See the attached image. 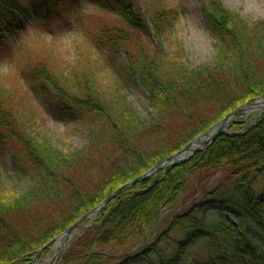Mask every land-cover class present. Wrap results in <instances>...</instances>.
Segmentation results:
<instances>
[{
	"label": "trees",
	"instance_id": "obj_1",
	"mask_svg": "<svg viewBox=\"0 0 264 264\" xmlns=\"http://www.w3.org/2000/svg\"><path fill=\"white\" fill-rule=\"evenodd\" d=\"M77 1L0 0V33H18L21 16L32 12L34 19L45 21L62 18L68 9L75 13ZM88 1L125 21V28L106 26L91 37L108 52L105 61L115 88L110 95L100 91L89 75L84 80L76 74L63 83L66 92L58 100L86 130L90 144L84 151L52 153L26 134L17 137L0 129V154H12L15 172L26 182L25 191L0 197V264H33L41 250L49 246L47 253L59 236L117 190L264 97V20L243 23L218 0H207L214 63L189 69L182 62V43L174 44L172 55L163 50L162 41L170 42L166 15L154 17L152 31L136 0ZM121 49H126L127 65L116 56ZM38 66L36 77L56 84L47 58ZM138 86L148 94V121L140 120L127 102L128 92ZM241 118L239 113L206 151L114 198L97 213L95 224L81 229L64 264H146L159 248L133 252V243L148 240L167 223L174 250L164 251L159 264H200L185 258L199 240L210 241V249L220 240L204 264H264V195L252 189L264 171V115L252 126ZM8 140L15 143L9 146ZM221 173L225 181L211 190L208 184ZM197 180L199 196L193 188Z\"/></svg>",
	"mask_w": 264,
	"mask_h": 264
},
{
	"label": "rangeland",
	"instance_id": "obj_2",
	"mask_svg": "<svg viewBox=\"0 0 264 264\" xmlns=\"http://www.w3.org/2000/svg\"><path fill=\"white\" fill-rule=\"evenodd\" d=\"M37 1L35 0L36 5ZM218 1L225 10L237 15L243 23L264 20V0ZM73 5L77 8L75 13L68 9L67 14L55 20L34 19L33 12L29 17L21 16V31L14 34L5 31L0 33V129H5L17 137L26 134L28 138L33 139L35 146L37 144L49 152L63 155L84 151L90 144L86 130L74 120L73 111L63 108V103L58 100V96L66 92L62 87L63 83L66 80L72 81L71 78L76 74L84 80L86 75H89L93 78L91 83L110 95L111 90L115 88V80L110 75L105 61L108 52L95 46L91 37L97 35L101 29L107 28L106 26L126 27L120 15L91 4L88 0H78ZM136 7L145 16L152 31L153 19L159 14L163 13L171 20V29L167 35L172 44L162 41L165 53L172 55L174 44L180 45V42L185 55L182 62L189 69L214 63L216 52L205 22L207 0H136ZM151 47L153 48L152 45ZM121 51L120 53L119 50L116 56L119 55V61L127 65L126 49ZM46 58L51 66V77L54 82L56 80V84L35 75V70L41 68L38 64L46 61ZM126 96L128 105L136 116L142 121H148L147 92L138 86ZM241 115V121L247 126H252L264 115V104L249 106ZM7 142L9 146L15 143L13 140ZM0 157V197L4 194L12 197L25 191L26 182L17 176L12 154L5 151L1 152ZM224 177V174H219L208 187L212 190L221 180L225 181ZM193 188L199 196L198 180L194 182ZM252 189L256 196L264 195V171L252 181ZM97 219L95 214L75 234L66 237L62 234L47 253L40 255L37 264H64V254L72 242L82 234L81 229H87L95 224ZM238 226L242 227V224ZM247 227L248 225H245L244 229ZM251 228L256 230L255 227ZM172 238L173 234L167 223L163 231L156 235L152 233L148 240H136L133 243V252L143 246L155 245L154 248L159 250L146 258L149 260L146 264H159L161 257H166L164 251L168 255L172 249L173 254ZM217 243L219 245L220 240H215L210 249V241L199 240L190 247L185 258L189 262L198 259L200 264H204L207 259L205 256L210 254L212 247L218 246Z\"/></svg>",
	"mask_w": 264,
	"mask_h": 264
},
{
	"label": "water",
	"instance_id": "obj_3",
	"mask_svg": "<svg viewBox=\"0 0 264 264\" xmlns=\"http://www.w3.org/2000/svg\"><path fill=\"white\" fill-rule=\"evenodd\" d=\"M264 98H262L261 101L255 102L253 104L247 105L245 107H242L238 110H236L235 112L229 114L221 123L218 127L214 128L213 130H211L207 135H204L202 137L197 138L196 140H194L191 144H189L186 148H184L181 152H179L178 154H176L175 156L167 159L165 162H163L161 165L157 166L156 168H154L153 170H151L149 173H147L146 175L139 177L137 179H135L134 181L126 184L124 187H122L121 189L117 190L115 193H113L105 202H103L97 209H95L94 211H92L90 214H88L87 216H85L84 218H82L80 221H78L74 226H72L71 228H69L68 230L65 231L63 236H67L70 235L72 233L75 232V230L81 225L83 224L85 221H87L88 219H90V217H92L94 214L100 212L103 208H105L114 198H116L119 194H121L123 191H125L126 189H128L129 187L144 181L148 178H150L151 176H153L154 174L164 171L172 166H175L181 162L187 161L189 160L191 157H193L195 154L199 153V152H204L206 151L213 143L214 141L222 136L225 135L227 133L228 130V126L229 124L232 122L233 118L238 115L239 113L243 112L245 108L251 106V107H255V106H260L263 103ZM195 146V147H194ZM197 147V148H196ZM49 246H46L43 250H41L38 254V256L36 257V260H34V264H37V260L40 257V255L43 253V251L45 249H48Z\"/></svg>",
	"mask_w": 264,
	"mask_h": 264
},
{
	"label": "bare ground",
	"instance_id": "obj_4",
	"mask_svg": "<svg viewBox=\"0 0 264 264\" xmlns=\"http://www.w3.org/2000/svg\"><path fill=\"white\" fill-rule=\"evenodd\" d=\"M195 147V146H194ZM197 148V147H196Z\"/></svg>",
	"mask_w": 264,
	"mask_h": 264
}]
</instances>
